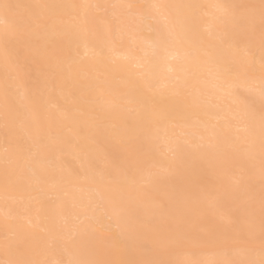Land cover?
<instances>
[{
    "label": "bare ground",
    "instance_id": "1",
    "mask_svg": "<svg viewBox=\"0 0 264 264\" xmlns=\"http://www.w3.org/2000/svg\"><path fill=\"white\" fill-rule=\"evenodd\" d=\"M260 2L0 0V264L260 258Z\"/></svg>",
    "mask_w": 264,
    "mask_h": 264
},
{
    "label": "snow or ice",
    "instance_id": "2",
    "mask_svg": "<svg viewBox=\"0 0 264 264\" xmlns=\"http://www.w3.org/2000/svg\"><path fill=\"white\" fill-rule=\"evenodd\" d=\"M12 5L7 4V3H2L0 4V10L3 11L5 16H8L11 9ZM152 8H155L157 10H161L166 8V5L163 4H154L151 5ZM245 7L249 10L254 9L255 6H242ZM259 10H260V16H261V26H262V34H264V0H261L260 5H259ZM249 17V13H242L241 14V19L246 20ZM18 29L14 26L11 29L5 30V35H4V40L5 44L10 39H14L15 35L17 33ZM261 124H262V133H264V116L261 117ZM262 213H264V202H262ZM182 237L180 235L174 236L170 240V244H176L181 241ZM148 243H155L152 241L150 238H146ZM8 264H20L18 261H10ZM78 264H167V261L165 260H134V259H119V260H104V261H82L78 262ZM227 264H264V220H262V225H261V252H260V258L256 259L252 257L250 254L239 259H233L227 262Z\"/></svg>",
    "mask_w": 264,
    "mask_h": 264
},
{
    "label": "rangeland",
    "instance_id": "3",
    "mask_svg": "<svg viewBox=\"0 0 264 264\" xmlns=\"http://www.w3.org/2000/svg\"><path fill=\"white\" fill-rule=\"evenodd\" d=\"M2 238L0 237V240H1ZM1 259V258H0ZM1 261V260H0Z\"/></svg>",
    "mask_w": 264,
    "mask_h": 264
}]
</instances>
